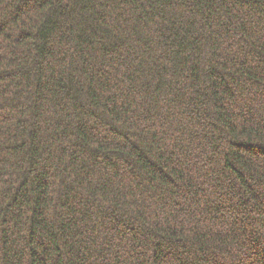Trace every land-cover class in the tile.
<instances>
[{"label": "trees", "instance_id": "16d2710c", "mask_svg": "<svg viewBox=\"0 0 264 264\" xmlns=\"http://www.w3.org/2000/svg\"><path fill=\"white\" fill-rule=\"evenodd\" d=\"M0 264H264V0H0Z\"/></svg>", "mask_w": 264, "mask_h": 264}]
</instances>
